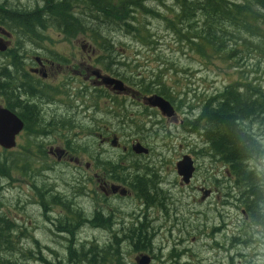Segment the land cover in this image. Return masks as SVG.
Masks as SVG:
<instances>
[{"label":"rangeland","instance_id":"374dc122","mask_svg":"<svg viewBox=\"0 0 264 264\" xmlns=\"http://www.w3.org/2000/svg\"><path fill=\"white\" fill-rule=\"evenodd\" d=\"M178 6L177 0H150L145 3V8L136 12L135 22L106 19L91 7L89 14L73 17L76 21L80 20V23L90 28L93 33L70 37L62 31L63 28L58 29L49 24L50 28L47 29L34 28L33 31L18 32L17 41L12 48L16 50L17 47L20 49L24 47L31 52L32 44L46 42L51 50L69 55V44L72 41H79L80 44L85 41L91 45V50L96 52L92 54L91 51V63L103 71L107 69L104 67L105 63L119 70L127 84L134 89L142 90L148 83L152 84L153 89L159 88L158 81L173 89L174 91H170L171 97L176 101H183L182 106L179 104L178 107L181 120L189 113L193 114L192 119L198 117L202 101L214 97L227 87L253 83L264 89V38H259L251 32L258 27L260 32L264 33V9L252 5L254 13L252 15L250 13L249 23L244 26L248 28L246 31L239 24L241 18L238 17L237 22H233L224 21L223 18L222 21L219 16V24H223L220 26L224 29L227 42H232L230 47L238 46L241 50L240 53L235 54V58L224 60L215 54L204 58L196 50H190L187 44L178 40L168 22L175 21L179 13ZM54 15L64 16L59 12L53 13L52 17ZM43 17L44 20H49L47 15ZM75 22H67L64 28L74 29ZM131 26L133 29L143 30L142 39H136L133 32L129 33ZM95 32H102L110 38L96 39V36H99ZM101 41H106L111 47L106 48L103 45L105 42ZM21 43L24 46L20 45ZM76 54L84 55L80 45L76 49ZM0 57L2 73L7 62L2 59L4 56ZM60 79L65 81L66 77L62 76ZM72 81L77 83L78 87H84L87 83L84 77L78 74L72 75ZM91 91L105 90H93L91 86ZM164 92L168 93V91ZM253 92L255 100L257 94L264 98V91ZM74 93H78V90ZM91 94L96 101H89L87 96L77 94L79 99L71 102L74 106V119L77 122H63L62 127L49 130L52 132V139L61 140L71 147L72 156L79 162L66 159L60 164L56 156H42L48 142L42 143L32 136L22 138L15 151H8L0 146V165L3 167L0 170V227L4 226L2 220L7 221L6 229L0 228V264H8L7 261H11L12 264H90L87 261L81 262L79 256L84 253L91 261L95 251L105 249L108 251L109 247H111L110 254L119 261L118 264L136 263L135 258L138 253L131 251L136 243L127 242L131 234L126 233L129 237L125 243L122 238L117 242L114 241L112 236H123L120 228L124 224L130 227L132 222L137 221L132 209L136 204L142 203L135 196L121 201L115 197L111 203H108L107 198H104L105 194L100 187L101 181L98 177L102 171L93 168L92 165L91 206L90 199L86 196L89 189L88 163L91 162L92 155L102 150L98 136H91V124H89L91 105L104 109L113 103L109 99L100 98L101 95H96L94 92ZM133 101L134 98L127 100L128 105L130 106ZM189 107H193L192 112ZM51 109L58 111L56 106ZM67 109L71 107L67 106ZM133 112L141 113L140 110ZM136 116L135 119L127 118L128 129L133 133L128 139L146 138L144 142L152 148V155L141 159L150 162V166L159 165L162 155L172 170L174 164L189 149L196 152L199 158V148L196 146V139H199L198 125L193 126L192 133L197 132V135L191 136V142L188 136L190 133L186 134L187 127L185 128L184 125L178 128L167 121L152 125L146 121L147 117L140 114ZM254 116L258 118L255 121L257 124L251 123L248 128L247 123H243L242 129L262 145V157L248 162V166L250 169H256L259 183H264V112L259 111ZM141 117L145 119L141 120ZM96 130L101 132L99 128ZM106 150L112 151L109 147H106ZM197 163L199 171L194 184L203 182L209 186L218 185V192L205 202H200L201 194L195 192L193 186L189 189L177 187L173 192V200L170 199L167 219L162 218L161 222H156L153 221L154 216H151V211L148 215L145 213L148 217L145 225L153 228L148 230L152 233L149 238L151 247L153 244L156 248L164 247V257L159 258L161 262L165 261V264H251V255L246 254V249L253 243L254 234L263 226L246 216L244 211L247 209L244 203H239V207L233 205V209L223 203L226 200L224 197L226 191L219 187V184L231 182L226 175H216L208 158H199ZM145 171L147 170L139 171V174ZM126 173L129 176L132 174ZM78 174L85 176L86 180L80 178ZM233 195L236 197L235 191ZM65 200H69L71 206L74 205L73 209L83 211L81 218L83 222L77 223L71 232L67 230L68 234L59 233L57 230V226L64 223L66 218L69 220L76 218L68 211L69 208L62 210L58 206ZM48 208L53 209L54 212L46 214ZM99 209H103L105 215L110 209L114 210L117 213L116 219L124 220L123 224L116 225L117 220L113 218L97 216L99 223H91V230L84 226L89 213L91 212L92 219ZM121 210L124 215H119ZM66 214L68 216L65 218ZM60 215L62 219L52 224L51 219ZM110 226H113V230H109ZM122 248L125 250L123 254ZM99 260L98 258L95 262L91 261V264H102Z\"/></svg>","mask_w":264,"mask_h":264},{"label":"flooded vegetation","instance_id":"af4514ba","mask_svg":"<svg viewBox=\"0 0 264 264\" xmlns=\"http://www.w3.org/2000/svg\"><path fill=\"white\" fill-rule=\"evenodd\" d=\"M91 7L94 10H98V8L91 5V0H0V14L28 15L38 13L41 15H50L59 12L66 15H79L89 14V12H91ZM0 27L5 30L0 31V40L5 42L8 47L5 52H0V56H4L2 59L7 62V66L3 68L7 70V74H5V71L2 73L0 72V106L14 112L24 123L23 130L16 137V147L9 151H15L20 145V140L22 138L32 136V138L35 137L37 141L40 140L42 143L48 142L44 147V155L42 156H56L57 162L60 164H63L66 159L79 162L77 158L72 156L71 147L61 140L52 139V132H49V130L54 127H62L63 122H77V120L74 119V106L71 103L74 99H79L77 94L87 96L89 101H96L91 94L94 92L96 95H101L100 98H106L113 102L110 107H105L104 109L94 104L91 105V123H89L91 124V136H98L102 150L92 155V160L88 163L89 172L87 186L89 189H87L88 194L86 196L89 197V204L91 206L92 165L93 168L95 167L102 171L100 175H97L100 177V187H102L105 194L104 198H107L106 200L108 203H111V200L115 197L121 201L132 196H135V198L137 197L142 203L136 204L132 209L137 221L135 223L132 222L130 227H126L125 224L122 227L119 226L121 227L120 231L123 232V236H112L116 242L121 238L124 239V243L129 237V235L126 234L127 232L131 234V238L138 235H143V238H146L148 241L147 244H143L142 241L141 244H139L136 240V244L131 250L134 253H138V256L135 258L136 263L134 264L145 263L143 258H147V264H154L157 261H159L160 264L166 263L165 261L161 262L159 258L164 257V247L156 248L153 243L151 247V243H149V238L152 236V233L150 231L148 232V230H153V228L145 225V222L148 220L145 213L148 215L151 211V216H154L153 221L156 222H161L162 218L167 219V209L170 207V199L173 200V192L177 187L180 189H189L193 186L194 191L201 194L200 202H205L207 199L214 196L215 192H218V185L209 186L206 183L203 184V182L194 184L196 175L199 171L197 163L199 158H208V161H210L211 166L216 172L215 174L226 175L228 180L231 181L230 183L219 184V187L226 191L224 195L226 200H224L223 203H226L225 205H228L232 209L233 205L239 207V203H244L245 198L243 197V193L239 190L230 164L225 162L222 154L214 152L210 142L208 143V129L206 125L209 116L206 113V108L215 107L216 109H220V105L224 103L223 97L225 96L224 98L227 101L229 99L228 96L234 93L244 96L250 103L255 97L253 91H220L214 95V97L205 98L201 103V112L205 113L204 119L207 121L205 126L204 124L201 125L198 132L199 139H196V146L199 148V158L196 156V152L189 149L188 152L174 164L172 170L169 167V163L165 161L166 159H163L162 155L159 165L153 167L150 166V162L141 159H145L152 155V148L144 142L146 138L128 139L130 136H133V133L131 129H128L127 118L131 117L135 119L137 118L136 115L140 114L147 117L146 121L152 125H159L165 121L176 125L178 128L184 125L185 128L187 127L186 134L190 133L188 136L189 141H191V136L197 135V132L192 133V131L193 126H197L198 122L196 121H198L199 118L201 119V114L192 119L193 114L189 113L185 119L182 118L181 120V118H179V106L165 97L164 94L161 95L159 91L134 89L127 84L123 74L119 73V70L108 67L107 64L104 66L107 68L104 71L100 67L98 68V66L91 63V51L92 54L96 52L91 50V45L85 41H82L81 44L79 41H72V43L69 44V55H63L61 51L51 50L46 45V42H41L36 45L31 43V52L25 50L24 47L21 49L17 47L18 49L16 50L12 48L17 41L18 32L25 33L27 31L29 32V30L33 31L34 28L47 29L50 28V25L33 27L29 30L11 29L2 25H0ZM20 45L24 46L23 43ZM79 45L84 55L78 56L76 54V49ZM118 65L119 64H116V66ZM95 72H98L100 76H108L111 79L122 81L125 84L126 91L117 90V84H104L102 79L94 74ZM77 74L83 76L84 80L87 82L84 87H78L77 83L72 81V75ZM62 76L66 77L65 81L64 79H60ZM4 83H6L9 88L8 96L1 90V85ZM91 86L93 90L105 91H91ZM75 90H78V93H74ZM154 95L162 97L173 106L175 112L172 116H167L160 108L150 105L148 100ZM131 98H134V101L129 106L127 100ZM53 106H56L58 111H51ZM67 106L71 107V109H67ZM31 107H33L36 112L34 117H38L36 120L38 126H34V123L30 120V116H27L28 114H25L24 118L21 115V112H28V109ZM136 107H138L137 110H140L141 113L137 114L133 112L137 111ZM189 109L192 112L193 107H189ZM144 117H141V120H144ZM254 120L255 116L245 122L248 128ZM96 128H99L101 132L97 131ZM169 135L171 134L169 133ZM151 136H149V138H151ZM135 144H141L144 148L148 149L149 152L136 153L133 150ZM106 147H109L112 151L106 150ZM60 151H63L61 155L58 153ZM185 156H190L195 166V172L188 183L185 182L183 176L179 174L177 168V164L181 162ZM143 170L147 171L143 172V174H139V171ZM126 172L132 173L133 175L131 174V176H129ZM78 175L80 178L86 180L85 176ZM145 186L148 187L147 192L149 195H142L140 193ZM233 191H235L236 197H234ZM58 206L62 210L63 208H69L68 211L76 217L69 220L66 218V216H68L66 214L64 223L57 226L59 233L68 234L67 230L71 232L77 223L83 222L81 219L83 217V211L73 209L74 205L71 206L69 200L61 201ZM102 211L103 209H99L97 213L93 215L92 219L90 212L88 217H86V223L84 222L83 225L91 230V223H99L96 218L97 216L117 220V213L114 210L110 209L107 215L103 214ZM53 212L54 210L50 208L46 210V214H52ZM244 213L248 218L254 221L250 214V210L247 209ZM119 215H124L122 210ZM61 217L62 215L52 218L51 223H58V220L62 219ZM123 221L124 220H117L116 225L123 224ZM113 226H110L109 230H113ZM131 238H129V240ZM129 240H127L128 243ZM123 250L122 248V254Z\"/></svg>","mask_w":264,"mask_h":264},{"label":"trees","instance_id":"16d2710c","mask_svg":"<svg viewBox=\"0 0 264 264\" xmlns=\"http://www.w3.org/2000/svg\"><path fill=\"white\" fill-rule=\"evenodd\" d=\"M148 1L150 0H91V5L98 8L97 11L106 17V19L111 18L113 21L134 20L135 22L136 12L141 8H145L144 5ZM177 1L179 4V13L176 15L175 21L170 20L168 22L172 32L177 36L178 40L183 44H187L190 50H196L197 53L204 58L211 57V54H215L224 60L235 58V54L240 53L241 50L238 46L230 47L232 42H227V36L224 35V29L220 26L223 24H219V16L220 20L223 18L224 21L230 20L233 22H237L238 17L241 18L239 19V24L242 25L243 28H245L244 31H246L248 28L244 26L248 25V18L254 13L252 5H258L260 8L264 9V0H195L197 1L196 3H194V1L191 2L190 0ZM47 16L49 17V20H44L43 15L38 13L28 15L0 14V25L11 29L29 30L33 27L47 26L49 24L64 27L67 22L76 21L74 20V15L69 14H64V16L54 15L53 17L52 14H50ZM74 26L77 31H75ZM71 28L72 27L63 28L62 31L70 37L89 32L93 33L90 28L82 25L80 20L75 22V25H73L74 29L71 30ZM130 29L129 33L133 32V36L136 39H142L143 30L141 28L133 29L131 26ZM251 32L259 38H264V33L260 32L258 27L254 28ZM95 34L100 37L99 38L95 35L96 39L106 40L110 38L102 32H95ZM101 42H105L103 45L106 48L111 47L106 41ZM107 66L110 67L109 64H107ZM4 71L5 74H7V70L4 69ZM158 82L160 83L159 88L153 89L152 84L148 83L144 89L159 91L161 95L164 94L168 99H172L171 101L176 103L177 106H179V104L182 106L183 101L179 102L171 97L172 93L170 91L174 90L166 87L162 82ZM141 84L142 83L140 82V85ZM1 90L6 96H8L9 88L6 83L1 85ZM164 91H168V93ZM224 91H264V89L253 83H244L242 85L238 84L229 88L227 87ZM224 97V103L223 105H220V109H216L215 107L206 108V113L209 116L208 121L204 119L205 113H200L201 119L199 118V120L196 121L198 122V131L202 124L205 126L207 121L208 143L210 142L214 152L222 154L225 162L230 164L237 185L239 186V190L243 193V197L245 198L244 205L250 210V214L254 221L257 224L264 226V206H262L264 205V183H259V174L256 169H250L248 166V162L262 157V145L255 137L242 129V124L252 118L255 113H258L259 111L264 112V98L257 94V99L255 100L254 97V101L252 100L249 103L248 99L240 94L234 93L228 96L229 99L227 101ZM25 114L30 116V120L34 123V126H38L36 122L38 117H34L36 112L33 107L29 108L28 112H21L23 118ZM255 120L257 121L258 118H255ZM255 120L253 121V125L257 124ZM2 169L3 167L0 165V170ZM147 189L148 187L145 186L140 193L142 195H149ZM2 221L4 226H1L0 228L4 230L7 227V221L5 219ZM143 237V235L134 236L129 241L136 242L137 240L139 244H141V241L143 244H147L148 241ZM109 250H111V247L108 248V251L106 249L95 251L93 257H91V261L95 262L99 258V261L102 264H118L119 261L110 254ZM99 252H102L105 255L103 256ZM115 256H117L116 253ZM79 260L81 262L87 261L91 264L89 256H86L84 253L79 256ZM7 262L8 264H12L11 261Z\"/></svg>","mask_w":264,"mask_h":264},{"label":"water","instance_id":"95a60500","mask_svg":"<svg viewBox=\"0 0 264 264\" xmlns=\"http://www.w3.org/2000/svg\"><path fill=\"white\" fill-rule=\"evenodd\" d=\"M3 28L0 27V31ZM5 31V30H3ZM7 33V32H6ZM8 34V33H7ZM5 42L0 40V52L7 50ZM98 78H101L104 84H117V90L126 91L125 84L122 81L111 79L108 76H100L98 72L94 73ZM149 103L152 106L158 107L161 111L167 115L172 116L174 114L173 106L158 95H154L149 98ZM23 121L11 110L0 106V146L5 150H10L16 146V137L23 130ZM133 150L136 153H148V149L144 148L141 144H135ZM63 151L58 152L61 155ZM179 174L183 176L185 182H189L195 172V166L190 156H185L181 162L177 164ZM145 263L147 258H143Z\"/></svg>","mask_w":264,"mask_h":264},{"label":"clouds","instance_id":"9594fccd","mask_svg":"<svg viewBox=\"0 0 264 264\" xmlns=\"http://www.w3.org/2000/svg\"><path fill=\"white\" fill-rule=\"evenodd\" d=\"M251 255V264H264V227L258 229L253 236V243L246 249Z\"/></svg>","mask_w":264,"mask_h":264},{"label":"bare ground","instance_id":"6f19581e","mask_svg":"<svg viewBox=\"0 0 264 264\" xmlns=\"http://www.w3.org/2000/svg\"><path fill=\"white\" fill-rule=\"evenodd\" d=\"M139 12V11H138ZM137 19V18H136ZM169 28V27H168ZM246 70V69H245ZM257 80V79H256ZM39 132V131H38ZM5 156V155H4ZM47 170V169H46ZM71 170V169H70ZM63 180V179H62ZM36 184V183H35ZM101 206V205H100ZM62 218V217H61ZM194 230V229H193ZM76 249V248H75ZM183 251V250H182ZM192 252V251H191Z\"/></svg>","mask_w":264,"mask_h":264}]
</instances>
